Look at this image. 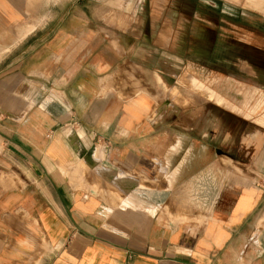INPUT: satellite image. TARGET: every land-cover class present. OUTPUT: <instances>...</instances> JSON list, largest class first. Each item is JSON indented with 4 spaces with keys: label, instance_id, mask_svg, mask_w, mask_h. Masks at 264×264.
Here are the masks:
<instances>
[{
    "label": "crops",
    "instance_id": "0c3cea01",
    "mask_svg": "<svg viewBox=\"0 0 264 264\" xmlns=\"http://www.w3.org/2000/svg\"><path fill=\"white\" fill-rule=\"evenodd\" d=\"M122 2L0 0V264H264V154L155 88Z\"/></svg>",
    "mask_w": 264,
    "mask_h": 264
},
{
    "label": "rangeland",
    "instance_id": "374dc122",
    "mask_svg": "<svg viewBox=\"0 0 264 264\" xmlns=\"http://www.w3.org/2000/svg\"><path fill=\"white\" fill-rule=\"evenodd\" d=\"M100 4L108 3L91 1V12ZM33 6L27 19L33 18ZM121 10L120 17L99 19L138 40L136 58L153 52L155 88L177 100V84L168 89L157 83L181 74L185 104L200 97L202 120L218 122L212 132L219 141L234 142V152L248 146L264 154V0H123ZM34 28L33 22L25 24L19 38ZM141 72L146 70L139 65ZM254 163L264 169V161ZM150 196L162 199L154 191Z\"/></svg>",
    "mask_w": 264,
    "mask_h": 264
},
{
    "label": "bare ground",
    "instance_id": "6f19581e",
    "mask_svg": "<svg viewBox=\"0 0 264 264\" xmlns=\"http://www.w3.org/2000/svg\"><path fill=\"white\" fill-rule=\"evenodd\" d=\"M225 159H227V158H225ZM225 161V160H224ZM227 161V160H226ZM230 162V161H229ZM196 181V180H195ZM192 186V185H191Z\"/></svg>",
    "mask_w": 264,
    "mask_h": 264
}]
</instances>
